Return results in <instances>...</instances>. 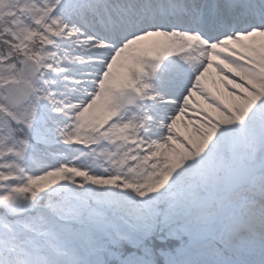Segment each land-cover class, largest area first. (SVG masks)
Instances as JSON below:
<instances>
[{
  "label": "snow or ice",
  "instance_id": "snow-or-ice-1",
  "mask_svg": "<svg viewBox=\"0 0 264 264\" xmlns=\"http://www.w3.org/2000/svg\"><path fill=\"white\" fill-rule=\"evenodd\" d=\"M161 262L264 264V0H0V264Z\"/></svg>",
  "mask_w": 264,
  "mask_h": 264
},
{
  "label": "trees",
  "instance_id": "trees-1",
  "mask_svg": "<svg viewBox=\"0 0 264 264\" xmlns=\"http://www.w3.org/2000/svg\"><path fill=\"white\" fill-rule=\"evenodd\" d=\"M178 244V242L177 241H172V242H170V247H174V246H176ZM161 264H162V262H161Z\"/></svg>",
  "mask_w": 264,
  "mask_h": 264
},
{
  "label": "bare ground",
  "instance_id": "bare-ground-1",
  "mask_svg": "<svg viewBox=\"0 0 264 264\" xmlns=\"http://www.w3.org/2000/svg\"><path fill=\"white\" fill-rule=\"evenodd\" d=\"M121 71H122V70H120V69H116L117 75H119ZM209 86H212V85H211V80H210V79H209ZM197 99H198V98H197Z\"/></svg>",
  "mask_w": 264,
  "mask_h": 264
}]
</instances>
